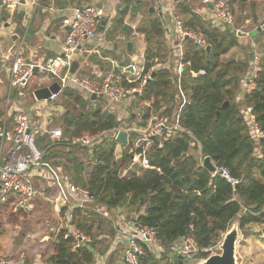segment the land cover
<instances>
[{"label":"trees","instance_id":"1","mask_svg":"<svg viewBox=\"0 0 264 264\" xmlns=\"http://www.w3.org/2000/svg\"><path fill=\"white\" fill-rule=\"evenodd\" d=\"M176 9L184 28L201 34L210 46L207 52L187 39L182 58V88L189 102L182 109L180 125L198 144L191 145L192 136L184 132L175 133L160 146L156 140L148 150L152 168L141 176L120 175L121 164L114 155L118 145L115 138L105 139L91 150L84 147L88 153L86 161L76 158L77 148L61 144L49 149L46 157L68 158L69 163L63 165L65 172L72 183L89 191L93 205L142 212L140 221L153 228L165 252L156 256L145 247L141 264H185L186 260L181 257H168L170 246L182 235L190 234L202 250L215 247L234 220L238 221L239 228L264 223V140L256 143L249 135L236 103L239 80L248 68L249 54L247 52L240 60L222 61L221 56L232 47L241 46L235 33L210 27L186 0H180ZM150 14L146 11L136 27L146 43V67L161 61L167 53L160 19ZM169 75L166 70L155 71L138 97L150 102L156 113H169L174 107L175 88ZM255 83V89L243 102L253 106L256 121L264 128V59ZM78 91L81 93L70 84L59 98L66 106L65 137H76L83 131L95 134L120 125L115 113L99 106L91 107ZM225 101L229 105L222 107ZM144 108L146 112L137 122L140 127L145 126L149 118V108ZM133 117L131 113L127 124H131ZM199 152L202 157L211 158L214 172L201 166ZM124 153L128 158L126 151ZM222 169L237 182L231 184L221 175ZM72 221L91 236L92 242L86 248L71 251L70 241L62 237L63 229L50 233L53 253L48 264H93V252L98 250L102 259L109 251L102 264L118 263L123 245L111 250L110 243L104 244L103 249L96 245L101 236L108 235L110 240L115 237L116 231L109 219L94 208H81L73 210ZM104 227L109 229L107 233ZM208 255L199 252L196 258L201 260Z\"/></svg>","mask_w":264,"mask_h":264},{"label":"built area","instance_id":"2","mask_svg":"<svg viewBox=\"0 0 264 264\" xmlns=\"http://www.w3.org/2000/svg\"><path fill=\"white\" fill-rule=\"evenodd\" d=\"M42 1L0 0V7L14 10L24 5L30 14L40 7ZM179 1L170 0L166 7V12L172 23L173 41L169 46V58L172 59L170 61H157L146 67L144 53H140L138 57L132 58L122 67L99 74L98 80L70 72L74 61L80 68L87 60L85 55L87 43L92 44L91 53L100 55L102 36L99 33V28L105 21V14L103 8L94 3L75 6L71 9V17L67 23L64 39L56 55L47 57L41 63L26 62L21 48L16 49L13 55V61L8 71V99L14 92L23 95V89L27 87L35 69L45 77H51L53 81L57 82L60 90L57 93H51L48 99L42 100V105L36 104L33 107L34 115L32 117L24 109L13 104L9 108V113L0 119V206L5 204L12 212L30 210L36 195L44 191L43 189L39 191L37 185L44 182L48 188L54 190L50 202L53 211L60 220L63 217L61 221L63 225L58 232L63 229L62 237L70 241L71 251L86 248L92 242L91 236L72 221L73 210L94 208L102 217L113 222L116 236L123 244V251L117 264H141L140 257L144 254L145 247L156 256L165 252L153 228L140 221L139 216L142 212L130 213L122 211L120 208L109 210L104 205H93V197L89 191L72 183L70 178L62 174L60 169L46 157L49 149L59 144L70 148L85 147L91 150L92 147L101 144L105 139H116L118 132L125 131L127 142L128 137L131 134L134 135L128 142L129 166L120 172L121 176H126L127 172L135 166L145 169L152 168L148 159V150L156 140H159L160 146L162 138L167 140L177 132H184L192 136L187 129L180 125L182 109L189 102L188 94L183 90L181 81L184 42L187 39L191 40L202 49L207 44L201 34L184 28L181 15L176 9V4ZM199 1L206 6L201 13L210 27L221 30L235 29L233 5L237 0ZM52 8L50 5V10ZM131 29V35L137 34L135 27ZM258 29L264 31V19L255 25V31ZM235 31L240 33L238 29ZM263 59L264 45L252 44L248 68L239 80L240 87L236 97L239 113L249 135L254 138L256 143L264 140V128L257 123L253 106L245 104L243 100L255 89V80L261 70ZM170 66L175 71V75L171 79L176 90L174 107L169 113L152 115L143 127L134 123L124 124V120L121 119L120 125L113 129L99 131L95 134L83 131L76 137L67 138L59 126L51 125L54 115L51 106L55 104L62 90L70 84L80 89L88 99L91 98V95H95L96 99L106 98L114 103H122L140 97L148 81L152 79V74L160 69L172 68ZM39 137L47 140L43 148H39L37 145ZM192 138L191 144H198L193 136ZM203 158L200 154L201 166ZM221 175L231 184L237 182L224 169H222ZM212 248L200 250L195 239L190 234H185L170 246L168 257L175 256L186 261H193L199 252L210 254ZM93 255V264L103 263L104 258H100L95 252ZM0 264L27 263L15 257H1Z\"/></svg>","mask_w":264,"mask_h":264},{"label":"crops","instance_id":"3","mask_svg":"<svg viewBox=\"0 0 264 264\" xmlns=\"http://www.w3.org/2000/svg\"><path fill=\"white\" fill-rule=\"evenodd\" d=\"M186 1H188L192 9H194L195 12L200 14L202 17L201 11L204 10L206 6L202 5L199 0ZM242 2L246 4L244 0H242ZM88 3L97 4L103 8L105 21L99 28V33L102 36L100 55L91 53L90 51L92 48V44L87 43L85 45V55L87 56V60L82 65V67H77V69L75 70V72L79 74V76H88L92 77L94 80H98L99 74L104 73L108 70L120 68L124 64L129 63L132 58L138 57L140 53H144L146 47L144 36L139 32H137V34L135 35H131V32L127 34V32L129 30L132 31V29L129 28L139 27L144 19L146 11L148 13H151V17H158L160 19V23L163 29L164 48L167 52L164 56L163 61L172 60L171 58H169V46L173 41L172 23L169 14L166 12V7L170 3V0H43L40 7H38L30 14L28 13V11H26L24 5H21L14 10H7L0 7V119L3 118L6 113H9V108L12 107L13 104L17 105L19 108L24 109V111H26L29 116L32 117L34 115L33 107L36 104L42 105V100H44L37 99L34 95V91L42 87H48L53 82H55L51 79V77H45L44 74L35 69L30 82L28 83L27 87L23 89V95L21 96L14 92L12 94H15V97L12 98L13 95L11 94L10 98L8 99V71L12 64L13 55L15 54L16 49H22L24 60L29 63H41L47 57L56 55V53L59 52L62 41L64 39L67 23L69 22V19L71 17V9L75 6ZM50 5H52L53 7L51 10ZM240 15L242 18L245 14L241 13ZM255 18L257 23L264 19V3H262L261 0H255ZM255 18H253V20ZM18 29H20L21 32H19ZM167 29L169 30V32ZM235 29L230 28L231 32H234L238 37V41L241 46L232 47L226 54L221 56L222 61L226 62L229 60L243 59L247 52L248 54H250V46L252 44H256L257 46L264 45V31H255V27H252L245 34H241L236 33ZM128 43L130 44L129 47H127ZM171 65L173 64L171 63ZM166 71L170 74L169 79L171 81L172 77H174L175 75L173 67L167 69ZM16 94L18 96H16ZM80 94L82 95L83 100L85 99V101L87 100L89 102V105H91V107L99 106L101 109L115 113L118 121L123 119V115L125 114V112L121 110L123 109L124 105L126 106V103L132 102L134 100L129 99L122 103H114L110 99L106 98H95L94 100L91 98L88 99L82 93V91ZM60 96L56 100L55 104L51 106V111H53L54 114L52 117L51 125L54 127H61L60 124L63 123V117L66 112V106L63 105L61 101H59ZM146 105H148L147 108H149V118L152 116V114H158L153 111V108L150 106V102H147ZM145 112L146 111L144 110L143 113ZM57 115H60L61 123L57 121ZM133 136L134 135L131 134L130 137H128V142ZM128 142L125 146H122L119 143L116 146V149L114 151L116 161H119L117 157V149H124V151H126V154L128 155ZM46 143L47 140L42 137H39L37 139V145L39 148L45 147ZM83 148L84 147H79L77 149ZM58 157L62 160L64 158L65 161H62L60 163L55 162L56 164H53L52 162L51 163L54 166L58 167L62 174L70 177L68 173L65 172L63 166L69 163L67 157L54 156L53 158L49 159H58ZM76 158H78L77 155ZM129 162L130 158L128 157L127 162L124 165L120 166V172L123 169L127 168V166H129ZM131 172L132 171L129 170L125 177L140 175L139 172ZM37 187L39 191H42V183H39ZM38 196H43L42 199L48 201H50L51 199L50 194H46L45 191L39 193ZM4 206L7 205H1L0 210H2ZM115 208H120L122 211L131 213V211H128L126 208ZM45 238L46 237H44L43 239ZM108 243H110V250L115 248L116 246L123 245L120 239L117 238L116 233L115 237L112 240H109ZM52 253L53 250L50 252V255ZM95 253L99 255L97 251ZM108 253L109 251H106L105 254L102 255V257L105 258ZM99 257L101 258V255H99ZM48 258L44 264H48Z\"/></svg>","mask_w":264,"mask_h":264},{"label":"rangeland","instance_id":"4","mask_svg":"<svg viewBox=\"0 0 264 264\" xmlns=\"http://www.w3.org/2000/svg\"><path fill=\"white\" fill-rule=\"evenodd\" d=\"M244 2H246V4H244L242 0H237L233 5L235 14L234 27L238 29L241 34H245L257 24V22L255 23V19L253 20V18H255V0H244ZM241 13L245 14L242 18L240 15ZM18 31L21 32L20 29H18ZM163 60L164 57L161 58V61ZM16 96L18 95L16 94ZM13 97H15V94L12 98ZM146 103V101L139 98L126 103L127 105H124L123 109H121L125 112L122 119L124 120L123 123H127L128 117L132 113L134 117L131 123L137 125V122L140 121V117L143 114L144 107H148L149 105H146ZM56 119L61 123L60 115H57ZM60 126L62 127L60 128L64 135L65 125L62 123ZM162 141H164L163 138L161 139V142ZM117 150L118 160L121 165H124L127 162V157L124 156V149L119 148ZM75 151L78 158L84 161L86 160L87 152L83 149H75ZM48 160L53 164L65 161L64 158L62 160L59 157L58 159ZM148 169L135 166L131 169V173L139 172L141 176L147 173ZM42 187L46 194H50L52 197L54 190L48 188L44 182L42 183ZM42 197L36 196L30 210L12 212L8 206H4L2 210H0V258L15 257L27 264H44L47 261L50 252L53 250L52 240L48 235H50V233H58V230L62 228L63 225V222H61L63 217L60 220L53 211L51 202L42 199ZM104 230L105 233L109 231L107 227H104ZM238 232L239 238L236 243L237 264H264V223L247 224L243 228H238ZM44 237L46 238L43 239ZM104 240H106V242H101ZM109 240L110 238L108 235L104 237L101 236L96 245L103 249L102 246L107 244ZM220 243L221 242L212 248L210 254L220 253ZM97 252L101 253L100 250ZM201 260L196 258L193 261H185V264H197Z\"/></svg>","mask_w":264,"mask_h":264},{"label":"water","instance_id":"5","mask_svg":"<svg viewBox=\"0 0 264 264\" xmlns=\"http://www.w3.org/2000/svg\"><path fill=\"white\" fill-rule=\"evenodd\" d=\"M23 2V1H22ZM260 30V29H258ZM130 44H127V47H129ZM205 50L209 52L210 46L206 45ZM78 67V63L74 61L70 67V72H75V70ZM154 73L152 74V76ZM60 90V86L57 82H53L48 87H42L39 89H36L34 91V95L37 99H48L51 93H57ZM91 99H95V95H91ZM229 105L228 101H225L222 105V107H225ZM116 141L122 145L125 146L127 144V135L125 131H120L117 134ZM202 166L209 170L210 172H214L215 168L213 166L212 160L210 157L205 156L203 158ZM237 186V185H236ZM238 221H233L230 228L223 234L221 243L219 245L220 253L215 254H209L206 258L202 259L197 264H237L236 261V243L239 238V232H238Z\"/></svg>","mask_w":264,"mask_h":264}]
</instances>
